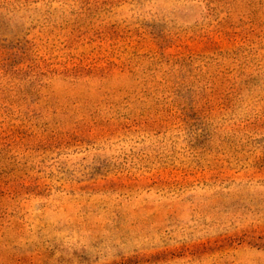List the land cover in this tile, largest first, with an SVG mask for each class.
<instances>
[{
    "label": "rangeland",
    "instance_id": "374dc122",
    "mask_svg": "<svg viewBox=\"0 0 264 264\" xmlns=\"http://www.w3.org/2000/svg\"><path fill=\"white\" fill-rule=\"evenodd\" d=\"M0 264H264V0H0Z\"/></svg>",
    "mask_w": 264,
    "mask_h": 264
}]
</instances>
